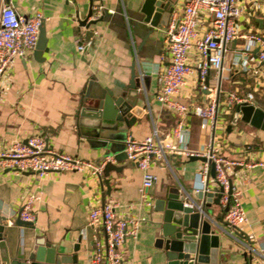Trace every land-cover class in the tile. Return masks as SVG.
Segmentation results:
<instances>
[{"label":"crops","instance_id":"1","mask_svg":"<svg viewBox=\"0 0 264 264\" xmlns=\"http://www.w3.org/2000/svg\"><path fill=\"white\" fill-rule=\"evenodd\" d=\"M173 1L175 4L166 23L173 14L178 16L185 2ZM140 2L91 0L92 14L100 9L104 10V14L100 20L80 26L78 22L89 8L88 0H0V7L3 3L11 4L23 15L40 12L45 38L40 59L33 56L32 49L24 57L14 58L7 72L9 83L0 96V149L37 133L46 139L49 147L96 163L107 152L94 147L84 134L77 131L74 112L78 92L89 78H95L102 87L126 84L133 61L140 68L141 76L146 77L142 85L143 100H137V105L143 110L133 124L125 128L121 143L127 135L136 140L143 139L153 127L161 138L171 135V129L181 119V136L172 137V143L194 151L205 147L212 138V131L200 127L195 114L181 116L160 105L156 99L159 87L157 75L168 61L162 42V29L166 23L142 38L133 26ZM239 3L242 11L238 18V36L223 50L218 81L214 72L209 75L211 83L219 88V99H223L226 91L251 93V104L264 111V61L257 63L253 59L256 46L250 51L247 63H243L239 56L246 42L240 34L264 32V0H239ZM89 19H92L91 16L86 20ZM203 25H200L201 28ZM79 42L85 47L83 53L76 49ZM187 57L195 69V53L190 50ZM255 67L259 73L253 74ZM173 98L188 106L205 102L206 94L197 86L195 70ZM233 107H228L225 113L218 116L219 126L214 130L213 142L221 155L241 162L228 173V181L240 191L241 204L246 211L247 221L241 228L243 237L247 236L253 244L262 243L264 129L254 128L237 118L235 125L227 131L225 126L232 118ZM166 160L168 165L164 160H157L149 167L157 175L156 182L147 193L152 199L150 207L138 201L141 172L136 165L122 168L121 173L110 172L108 193L104 184H99L98 177L90 173L62 169L38 177L27 171L0 168V211L10 221L4 232L8 247H13L17 236L22 247H29L37 239L55 242L67 249L68 256L76 253L75 264H88L93 241L96 239L100 244L104 241L102 227L87 224L90 207L114 201L116 215H132L140 219L137 234L126 237L119 248L122 257L131 264H165L162 251L153 243L157 228L154 221L160 216L154 201L166 199L169 191L182 193L187 189L204 190L206 187L216 192L217 189L211 169L204 181L205 187H198L196 172L201 160L189 159L182 153L174 152L167 153ZM246 163H252V166L247 167ZM33 193L38 198L31 204L30 210L34 214L31 226L15 225L22 200ZM196 202L199 205V201ZM204 205L211 227L218 235L217 263L257 264L250 254L245 253L242 245L227 235L229 227L222 218L224 209L217 198L214 196ZM76 242L78 249L74 251L72 245Z\"/></svg>","mask_w":264,"mask_h":264},{"label":"built area","instance_id":"2","mask_svg":"<svg viewBox=\"0 0 264 264\" xmlns=\"http://www.w3.org/2000/svg\"><path fill=\"white\" fill-rule=\"evenodd\" d=\"M178 16L172 15L162 29V42L168 58L158 76V91L155 94L160 105L170 108L179 115L193 113L199 118V126L214 131L219 126V115L225 113L227 108L242 102L250 103L251 93L238 94L232 91L224 92L223 99H219L217 84L211 83L210 72H214L216 80L222 67L223 50L227 43L234 41L238 36L237 26L242 7L239 0H184ZM249 2L252 0H248ZM254 1V0H253ZM100 9V7H99ZM99 11V10H98ZM98 11L91 15L95 18ZM38 11L23 15L18 13L14 6L3 3L0 7V96L8 86L7 72L16 57H24L36 45V39L42 21ZM201 28V24H203ZM246 42L239 56L243 63H247L249 53L253 46L257 47L253 59L257 63L264 61V32L245 33ZM79 41V38L77 39ZM77 51L83 50V43L76 46ZM192 50L195 55V69L188 60V52ZM195 70L197 86L206 94L205 102L188 106L174 100V96L186 84L187 78ZM212 70V71H211ZM252 73H259L257 67ZM181 119L171 129V135L160 137L153 127L151 133L143 139L136 140L127 135L123 143V152L126 158L136 163L141 172L138 185V201L150 207L152 199L147 195L149 187L156 182L157 175L149 169L151 163L157 160H166L167 153L183 154L185 156H204L196 172V181L199 188H204V181L210 169L213 168L215 185L218 192V204L223 207V220L228 225L227 235L238 245H242L246 254H250L257 264H264V242L253 244L246 236L243 237L242 226L247 221L246 211L241 204L240 191L235 189L228 181V173L240 161L228 159L220 154L213 142L214 133L205 147L194 151L185 147H178L172 143L171 138H180ZM215 132V131H214ZM113 155L107 154L98 163L82 159L76 155L68 154L49 147L46 139L32 133L24 140H15L0 149V168L21 172L35 173L44 177L52 171L76 170L98 176L107 161L113 162ZM251 167L252 163H246ZM201 185V187H200ZM199 190V189H196ZM204 190H207L205 187ZM37 194H31L22 200L18 215L25 221L32 222L34 214L30 210ZM114 201L93 205L87 216V224L99 225L104 233L102 244L93 241V247L87 258L88 264H131L125 260L119 248L128 236H135L139 228L140 219L137 216L127 215L121 217L115 213ZM10 223V221H8Z\"/></svg>","mask_w":264,"mask_h":264},{"label":"water","instance_id":"3","mask_svg":"<svg viewBox=\"0 0 264 264\" xmlns=\"http://www.w3.org/2000/svg\"><path fill=\"white\" fill-rule=\"evenodd\" d=\"M140 3L133 26L144 38L166 23L175 2L141 0ZM88 4L85 17L78 22L80 26L86 25L85 22L93 23L100 20L104 14V10L100 9L97 18L86 20L92 15L91 0H88ZM44 41V29L41 24L33 48V56L37 59L41 58ZM84 51L85 47L81 53ZM140 71L133 61L129 66V79L126 84L115 83L102 87L95 78H89L78 92L74 112L78 133L84 134L94 147L102 148L107 154L113 155L116 161H107L97 176L99 184H104L106 193L109 191L110 172L121 173L122 168L136 165L126 158L120 138L125 128L133 124L136 116L143 110L142 106L137 105L138 99L143 100L142 85L146 82V77L141 76ZM233 112L230 122L225 126L227 131L235 125L237 118L254 128L264 129V111L259 107L242 102L233 107ZM213 133L214 131L212 135ZM188 158L205 160L201 155H191ZM211 172L213 173V168ZM214 196L218 200V192L187 189L182 193L169 191L166 199L154 201L155 210L160 216L154 221L157 228L153 243L162 251L165 264H218L216 261L218 235L211 227L204 205L212 201ZM196 200L199 201V205ZM8 221L6 215L0 211V264H75L76 253L68 256L67 249L55 242L37 239L29 247H22L17 236L16 243L9 248L4 235ZM14 224L31 226V222L20 219L19 215L15 217ZM77 242L72 245L74 251L78 249Z\"/></svg>","mask_w":264,"mask_h":264}]
</instances>
